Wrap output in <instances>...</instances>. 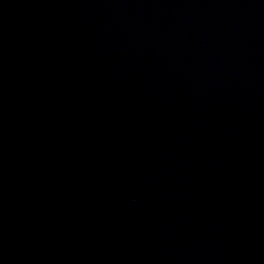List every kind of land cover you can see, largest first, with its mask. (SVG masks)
I'll use <instances>...</instances> for the list:
<instances>
[{
  "label": "water",
  "instance_id": "obj_1",
  "mask_svg": "<svg viewBox=\"0 0 264 264\" xmlns=\"http://www.w3.org/2000/svg\"><path fill=\"white\" fill-rule=\"evenodd\" d=\"M0 264H264V0H0Z\"/></svg>",
  "mask_w": 264,
  "mask_h": 264
}]
</instances>
